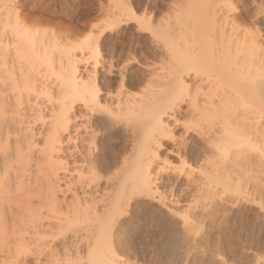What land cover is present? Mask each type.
Instances as JSON below:
<instances>
[{
	"label": "bare ground",
	"instance_id": "bare-ground-1",
	"mask_svg": "<svg viewBox=\"0 0 264 264\" xmlns=\"http://www.w3.org/2000/svg\"><path fill=\"white\" fill-rule=\"evenodd\" d=\"M29 1L0 0V251L6 255L1 264H21L33 256L35 264H127L114 248L118 226L138 198L162 204L173 213L161 190L166 183L164 187L177 193L172 202L179 205L193 188L206 192L213 183L224 187L235 180L232 173L238 172V182L243 179V200L264 212L262 34L234 33V23L220 11V0H205L195 10V17L192 14L196 19L193 28L188 27L191 31H181L192 46L185 54V70H178L191 74L192 81L178 73L173 79L155 77L156 81L150 79L146 90L136 96L133 90L144 89L145 77L126 75L131 62L119 68L118 62L96 59H103V43L109 31L137 19L131 0H110L114 8L108 11L103 25H98L96 43L92 37L85 41V49L95 48L97 56L91 71L85 69L89 72L85 77L79 71L81 60L66 50V32L62 36L52 30L58 27L54 18L61 13L47 7L43 9L47 17L38 20L33 12L40 8L24 10ZM43 24L51 27V32L40 35L36 28ZM28 56L37 62L39 58L47 60L59 79L56 87L25 64L30 62ZM16 57L25 59L22 63L28 68L15 64ZM116 73L118 81L112 79ZM199 73H206L208 79ZM193 81L199 83L191 84ZM205 81L207 88L202 86ZM19 85L25 90L15 88ZM11 88L13 93L19 88L24 94H18L26 98L44 93L48 104L28 105L31 97L28 103L16 95L12 98L8 95ZM213 117L220 125L200 133L204 141L200 148V142L189 146L173 133L177 127L183 128L185 137L197 132L182 118L200 124ZM117 125L130 133L131 153L125 156L118 147V153H107L103 158L98 140ZM66 142L69 146L64 160ZM230 145L240 149L233 172L227 165ZM163 150L166 153L161 155ZM209 152L219 153L209 158ZM120 155H124L121 164L117 161ZM190 159L205 161V168L199 166V179L193 176ZM185 166L189 173L184 172ZM63 172L70 176L66 194H72L66 206L58 198ZM170 174H176L175 179ZM46 217L57 220L52 229H43L40 221ZM9 234L13 236L7 239ZM26 234L36 235L40 242L33 247ZM66 238L75 241L64 242L62 249L55 247L56 241Z\"/></svg>",
	"mask_w": 264,
	"mask_h": 264
},
{
	"label": "rangeland",
	"instance_id": "rangeland-1",
	"mask_svg": "<svg viewBox=\"0 0 264 264\" xmlns=\"http://www.w3.org/2000/svg\"><path fill=\"white\" fill-rule=\"evenodd\" d=\"M131 2L134 7L135 17L140 20H132L127 25H122L120 28L109 31L106 34V39L103 43L104 49L102 50L103 59L97 56V58L94 57L95 48L86 50L84 43L90 37L96 43L95 40H97V35L100 31L99 26L103 25L104 20L108 18V11L114 8L110 0H30L24 6V10L31 12L34 8H40L33 12V16L38 20L47 17V14L43 12V9L47 7H52V9H56L61 13L59 17L54 18L55 26L58 25V27L52 30H56L62 36L66 32V35H64L66 36V50L81 60L79 71L83 77L87 73L89 74L87 71L94 67L92 65L96 62L94 60L96 58L99 60L105 59L108 63L111 60L118 62L119 68L131 62L132 64L129 65L126 75L134 77L143 75L145 77V83L142 85L144 89L133 90L136 96L141 95V91L146 90L145 86L148 83L150 84L152 80L156 81L155 77L156 79H164V77L165 79H173L176 76L175 73H178L179 75L183 74V78L191 82V74L182 73L184 69V67L182 69V66H185L184 59L188 58L185 54H187L186 51L192 46V43L191 40L187 39L186 35H182L181 31L183 33L187 30L191 31L188 27L191 26L190 28L192 29V24L196 19L192 17H195L194 13L198 11L197 7H202L205 0H131ZM218 2L221 13L225 14V16L228 14L226 17L234 23L235 27H238H234V33L243 34V31H245L244 33L259 32L264 37V0H220ZM138 21L143 22L140 23ZM38 27L36 31L40 35L46 34L48 31L51 32V27L49 28L47 25L43 24V26L39 25ZM45 40L47 41V39ZM24 41L25 44L26 40ZM194 44L196 43L194 42ZM27 58L30 62L31 60L34 61V64L30 62L25 64L34 68V71H38V76L54 82V87H56L59 79L52 72L47 60L42 61L39 58L37 62L32 56ZM88 59L90 60L87 64ZM22 60L16 57L15 64L23 65L22 62L25 59ZM90 63L91 65H89ZM26 65H23V69L28 68ZM179 68L182 71L181 73L178 70ZM85 69H87L86 72ZM206 73L209 75L208 72ZM206 73H204L205 76L199 73V77L203 76L204 79H208ZM115 76L112 79L118 81L117 73ZM150 79L151 81L149 82ZM198 83L193 81L191 84L197 85ZM208 85L209 83L206 81L202 84L204 88H207ZM17 87H20V85L15 86L16 89ZM22 89L25 90L24 87H20V90ZM154 89L156 90V88ZM11 90L12 88L8 89L9 93L8 91L7 93L12 98L16 95L15 97L17 98H25L24 102H27L31 97L28 105H33L36 102L48 104V97L44 93L37 97L39 93L31 94L30 92L31 96H28V99L26 95H24L25 97L22 95L24 92L20 91L19 88L18 91H14L15 93ZM18 92H22V94H18ZM54 92L56 94L55 89ZM18 95H22L23 98L21 96L18 97ZM24 105L26 104L24 103ZM183 108L187 109V105H184ZM181 120L185 124L191 123V126H194L197 132H191L190 136L185 137L183 128L177 127L176 129L174 128L173 133L178 139L182 138L181 141L185 140L189 146L194 145V141L200 142L201 144L199 143L197 148H200L204 143L203 138H200L202 137L200 133H206L208 130L218 128L220 125L219 120L215 117L202 121L200 124L191 122L193 120H189V118H182ZM229 129L231 130L230 125ZM72 133L74 136L76 133L74 129ZM104 134L100 136L101 140H98L103 158L107 153H118L120 150L118 147H122L123 151H126L125 153L122 151V154L129 156L133 147L131 142L128 143L130 133L126 131L125 127L117 125ZM124 137L128 138V140H125L126 138ZM165 145H169L171 148L173 143L166 142ZM68 146L69 144L66 142L64 154L62 155L64 160H66ZM230 146L227 165L228 169L233 172L235 170L236 157H240V149L235 145ZM165 153V150H163L161 155ZM217 153L219 152H209L206 156L215 158ZM124 155H120L122 157L118 158L119 164H121L120 162H122ZM199 161L201 162V160ZM199 161H195V163L191 159L189 160L190 167L192 166L191 168L193 169L194 167L195 169V172L193 169V176L197 179L200 178L198 172L201 170L200 167L202 169L203 167L205 168V161L201 163ZM178 165L180 166L181 164L177 162ZM187 167H183L185 171H181L189 173L190 169ZM234 173L232 174L235 180H230L224 187L213 183L211 190L209 188L208 192L206 191L207 193L198 192L196 188H193L189 195H186V200H183L179 205L172 202L176 200L174 199L175 192H172L168 188L169 186L164 187L167 183L164 184L161 187L162 194L165 196L163 198L164 200L166 199L164 202L173 208V213L172 210H167L166 206L164 207L162 204L152 203L141 198L136 199L134 211L132 209L133 212L131 211L121 221L117 229L114 248L119 258L127 264H264V212L256 204L245 203L242 194L243 179L241 178L242 183L240 180L239 183L236 174L238 172ZM175 175L170 174L169 177L175 179ZM69 179V173H60L58 198L63 201V206H66V200L69 202L72 199V194H66V184ZM4 206L8 207L9 203L5 202ZM15 207L14 205V211L16 210ZM59 211L61 212L62 210ZM187 214L188 216H186ZM56 221V219L46 217L40 223H42L43 229H52ZM31 233L33 234V231ZM12 236V234H9L6 238L10 239ZM26 238L27 242L31 243L33 247L40 242L37 240L36 235L26 234ZM53 238L51 237L49 240L52 242ZM70 241L74 242L75 239L73 238ZM70 241L67 238L66 241L60 239L55 242V247L62 249L64 242L69 243ZM82 243L84 244V242ZM51 244L53 245L54 243L52 242ZM83 244L80 243L81 247H84ZM5 257L6 255L0 251V260L5 259ZM35 258L36 256L29 257L27 260L22 261L21 264H35Z\"/></svg>",
	"mask_w": 264,
	"mask_h": 264
}]
</instances>
